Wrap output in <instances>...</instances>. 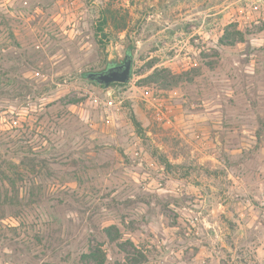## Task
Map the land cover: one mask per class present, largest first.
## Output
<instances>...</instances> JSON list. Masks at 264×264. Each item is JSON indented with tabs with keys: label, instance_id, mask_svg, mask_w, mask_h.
Returning a JSON list of instances; mask_svg holds the SVG:
<instances>
[{
	"label": "rangeland",
	"instance_id": "obj_1",
	"mask_svg": "<svg viewBox=\"0 0 264 264\" xmlns=\"http://www.w3.org/2000/svg\"><path fill=\"white\" fill-rule=\"evenodd\" d=\"M30 158L0 264H264V0H0V167Z\"/></svg>",
	"mask_w": 264,
	"mask_h": 264
},
{
	"label": "trees",
	"instance_id": "obj_2",
	"mask_svg": "<svg viewBox=\"0 0 264 264\" xmlns=\"http://www.w3.org/2000/svg\"><path fill=\"white\" fill-rule=\"evenodd\" d=\"M101 16L103 17L102 22L97 26V29L99 31L102 30V25L107 22V16L104 13H102ZM240 39L241 38L233 36L229 41L222 42L223 40H220V43H222L223 45H234L235 43L240 42ZM147 81L159 82L164 85L176 83L175 80H168V78H166L165 76H159L156 71H154L153 74H151L147 78ZM167 81L170 82L166 83ZM124 83L125 82L120 84ZM73 101L77 100L74 99ZM5 164L6 166L4 168L0 167V206L5 205V207H9L11 209L13 208L16 209V211L20 212L22 206L29 205L37 200V189L35 188V185L33 183L37 164H34L32 158L28 159L26 163L10 160L8 163H6L5 161ZM25 178L30 180V184L26 186L28 191L24 196H22V184H20V181H22L23 179L25 180ZM105 233L107 237H109L110 239H114V236L109 229H107ZM95 250H90L89 252L85 253L84 257L87 256L88 259L95 261V257L97 256L96 253L98 252V250L97 252Z\"/></svg>",
	"mask_w": 264,
	"mask_h": 264
},
{
	"label": "water",
	"instance_id": "obj_3",
	"mask_svg": "<svg viewBox=\"0 0 264 264\" xmlns=\"http://www.w3.org/2000/svg\"><path fill=\"white\" fill-rule=\"evenodd\" d=\"M130 62L125 64L124 69L119 73H108L106 71L95 72V71H88L85 72L83 75L91 80H95L99 84H103L104 86L109 85L111 82H127L129 80L130 75ZM110 68V67H108Z\"/></svg>",
	"mask_w": 264,
	"mask_h": 264
},
{
	"label": "flooded vegetation",
	"instance_id": "obj_4",
	"mask_svg": "<svg viewBox=\"0 0 264 264\" xmlns=\"http://www.w3.org/2000/svg\"><path fill=\"white\" fill-rule=\"evenodd\" d=\"M132 60H133L132 52L126 51L124 56H122L120 58H114L113 60L108 61L103 68H101L99 70H94V71L95 72H101V71L107 70L108 73H110V72L119 73L124 69L125 64L127 62H130V65H132ZM108 67H110V68H108ZM130 71H131V67H130ZM93 81H95V80H93Z\"/></svg>",
	"mask_w": 264,
	"mask_h": 264
},
{
	"label": "built area",
	"instance_id": "obj_5",
	"mask_svg": "<svg viewBox=\"0 0 264 264\" xmlns=\"http://www.w3.org/2000/svg\"><path fill=\"white\" fill-rule=\"evenodd\" d=\"M112 103H113L112 99H108L104 102V105L110 107ZM137 154H138V151H135V155Z\"/></svg>",
	"mask_w": 264,
	"mask_h": 264
}]
</instances>
